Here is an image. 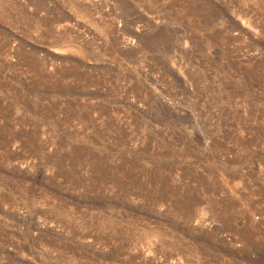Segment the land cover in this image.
<instances>
[{"label": "rangeland", "instance_id": "rangeland-1", "mask_svg": "<svg viewBox=\"0 0 264 264\" xmlns=\"http://www.w3.org/2000/svg\"><path fill=\"white\" fill-rule=\"evenodd\" d=\"M0 264H264V0H0Z\"/></svg>", "mask_w": 264, "mask_h": 264}]
</instances>
